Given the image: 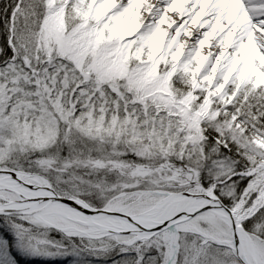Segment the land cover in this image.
Listing matches in <instances>:
<instances>
[{
    "label": "snow or ice",
    "instance_id": "obj_1",
    "mask_svg": "<svg viewBox=\"0 0 264 264\" xmlns=\"http://www.w3.org/2000/svg\"><path fill=\"white\" fill-rule=\"evenodd\" d=\"M0 264H264V0H0Z\"/></svg>",
    "mask_w": 264,
    "mask_h": 264
}]
</instances>
